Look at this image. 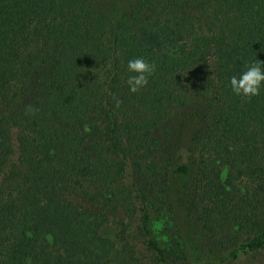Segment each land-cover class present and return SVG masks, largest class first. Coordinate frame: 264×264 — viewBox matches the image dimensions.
I'll return each instance as SVG.
<instances>
[{
  "label": "trees",
  "instance_id": "trees-1",
  "mask_svg": "<svg viewBox=\"0 0 264 264\" xmlns=\"http://www.w3.org/2000/svg\"><path fill=\"white\" fill-rule=\"evenodd\" d=\"M261 49L264 0H0V264H184L149 228L164 175L212 179L207 264L264 253V221L218 205L246 179L264 208V88L229 84Z\"/></svg>",
  "mask_w": 264,
  "mask_h": 264
},
{
  "label": "rangeland",
  "instance_id": "rangeland-1",
  "mask_svg": "<svg viewBox=\"0 0 264 264\" xmlns=\"http://www.w3.org/2000/svg\"><path fill=\"white\" fill-rule=\"evenodd\" d=\"M224 175L222 174L223 177ZM198 179L194 175L175 178L164 175L161 180L164 181L165 188L159 187L155 191L157 197L153 202L149 224L152 237L157 239L162 247L170 249L172 253L179 250L186 251L188 259L184 264H207L209 259L212 260L216 257L218 250L224 249L221 242V237H223L221 228L213 233V231H207V228L203 229L201 224L197 226L193 224V218L200 206L212 207L215 202H218L215 200L214 194L212 197L207 195L211 190L207 184L210 185L212 179L205 178L203 183L197 184ZM249 182L251 183L250 180ZM237 184L240 189L238 197L231 199L232 201H225L226 203L231 202V204L219 203V207L226 210V205L228 209L233 206L236 216L245 213L249 217L255 218L257 215L264 221V208L256 210L255 199L247 200L246 198L247 189L251 188L248 181L242 179L237 181ZM229 187L227 185V191H231ZM233 196L232 194L231 197ZM106 227L109 229L106 230L108 236L113 237L117 226L110 222ZM236 228L238 230V226ZM103 231L105 232V230ZM214 234L215 237H213ZM263 262L264 253H260L256 256L253 254L241 256L238 262L233 264H262Z\"/></svg>",
  "mask_w": 264,
  "mask_h": 264
},
{
  "label": "clouds",
  "instance_id": "clouds-1",
  "mask_svg": "<svg viewBox=\"0 0 264 264\" xmlns=\"http://www.w3.org/2000/svg\"><path fill=\"white\" fill-rule=\"evenodd\" d=\"M264 51V49H261ZM155 64L146 61L144 58H134L127 62V71L130 75L127 78L128 89L131 93H137L147 86L148 78L155 71ZM231 92L240 97L251 99L259 96L264 88V62L256 60L246 64L239 76L233 75L229 78Z\"/></svg>",
  "mask_w": 264,
  "mask_h": 264
}]
</instances>
